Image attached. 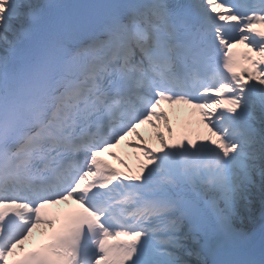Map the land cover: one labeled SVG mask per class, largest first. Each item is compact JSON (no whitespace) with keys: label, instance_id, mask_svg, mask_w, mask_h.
<instances>
[{"label":"snow or ice","instance_id":"snow-or-ice-1","mask_svg":"<svg viewBox=\"0 0 264 264\" xmlns=\"http://www.w3.org/2000/svg\"><path fill=\"white\" fill-rule=\"evenodd\" d=\"M165 101L207 134L175 139ZM257 195L264 0H0V264H264V224L235 226Z\"/></svg>","mask_w":264,"mask_h":264},{"label":"bare ground","instance_id":"bare-ground-1","mask_svg":"<svg viewBox=\"0 0 264 264\" xmlns=\"http://www.w3.org/2000/svg\"><path fill=\"white\" fill-rule=\"evenodd\" d=\"M245 46H247V42H245ZM252 54L255 55L254 52ZM246 66H250L248 61H246ZM163 107L168 111L169 115L173 114L172 115L173 119L171 122H172L173 129L175 130V133H176V136H175L176 139H180L181 135L184 133H186L189 136V138H191L193 140H196V138H197L196 133H200L201 138H203V136L207 134V127L206 126L203 125L202 127H200L198 124L195 123L192 114L200 115V113H199V110L194 109L192 107V105L185 104V103L172 104V103L165 101L163 103ZM176 120H177V123H176ZM140 126H142V125H140ZM144 127L153 128V126L150 123L144 124ZM139 130L144 134V132H143L144 130L142 128H139ZM162 130L166 134V132L163 128H162ZM128 139L136 140V137L134 135L127 137L125 139L126 141L125 140L122 141V148L121 149H119V145H118L115 148H113L111 151L118 150L116 153L119 154V157L126 159L128 161V165L131 167V170L133 172H137L139 169L137 168V163L135 162L134 157L132 155H127L126 152H124L125 149H129L130 152L133 149V147H131L127 144ZM113 161L121 166L120 170L122 172H128L129 171V166H126V165L120 163V159L117 158L116 156L114 157ZM72 202H74V201H72ZM72 202L70 204H72ZM261 202H263V201L261 200ZM263 203H260L257 205L261 207L263 205ZM68 204L69 203L65 202V203H61L59 205H50V206L54 209L55 215H56L57 212H59L58 211L59 209H61V208L65 209V207ZM253 210H255V209H253ZM262 210H263L262 213L264 214V208ZM253 221L254 222L252 225H254L257 230L264 223L263 218L261 219V221L254 218ZM40 232H41L40 230H34L33 238L31 241L32 243H33V241H35L39 238ZM29 245H30V243L27 244V246H29ZM209 260H210V258H209Z\"/></svg>","mask_w":264,"mask_h":264},{"label":"rangeland","instance_id":"rangeland-1","mask_svg":"<svg viewBox=\"0 0 264 264\" xmlns=\"http://www.w3.org/2000/svg\"><path fill=\"white\" fill-rule=\"evenodd\" d=\"M172 106V105H171ZM173 114H171V118ZM194 121L196 124H198L200 127L204 126H208L210 127V125H208L207 121H203L201 123H197V121H200V115L198 114H192ZM161 127L163 128V125H161ZM139 128H142L144 131V135L149 139L150 143H154L155 145H160L159 139L156 137L155 135V129L151 128V127H144V124L142 126H140ZM165 130V132H167L166 128H163ZM126 141V140H125ZM137 150L135 148H133V152L135 153ZM133 153V157L135 159V162L137 163V168L139 169V163L141 160H144V156L141 153L139 156V159L136 157V155H134ZM261 203V199L259 197V195L256 196V198L251 202L250 205L247 206L246 209H242L241 211V215L236 217L235 219V226L238 227L237 225H240L239 228L243 227V225L247 222H249V226L253 224V214L251 213L252 211H254L253 209L250 210V206H252L253 208L255 207L254 204H260ZM251 211V212H250ZM244 229V228H243ZM246 230V229H245ZM185 259L188 261V264H198V260L200 259L199 257L196 256H189V257H185Z\"/></svg>","mask_w":264,"mask_h":264},{"label":"trees","instance_id":"trees-1","mask_svg":"<svg viewBox=\"0 0 264 264\" xmlns=\"http://www.w3.org/2000/svg\"><path fill=\"white\" fill-rule=\"evenodd\" d=\"M255 198H256V197H255ZM255 198H254V199H255ZM254 199H253V200H254ZM253 200H252V201H253ZM254 206H255L254 208H253L252 206H250V210H252V209H256V207H257L258 205L254 204ZM248 224H249V222L245 223V224L243 225V227H244V228H248V227H249Z\"/></svg>","mask_w":264,"mask_h":264}]
</instances>
